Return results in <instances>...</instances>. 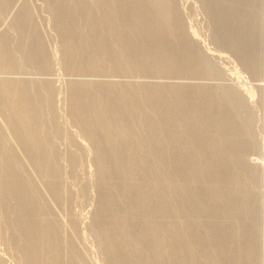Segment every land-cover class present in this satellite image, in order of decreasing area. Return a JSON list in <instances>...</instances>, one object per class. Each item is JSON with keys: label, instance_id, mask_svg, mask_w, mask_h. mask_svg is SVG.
<instances>
[{"label": "rangeland", "instance_id": "obj_1", "mask_svg": "<svg viewBox=\"0 0 264 264\" xmlns=\"http://www.w3.org/2000/svg\"><path fill=\"white\" fill-rule=\"evenodd\" d=\"M24 3L26 4L27 7H25ZM170 3L173 11L177 16L181 28L184 29L186 33H189L192 37V41L194 43L192 44L191 42V50L193 52L195 51L194 53L197 55V58H199L197 59V62L195 64L197 66L200 65L198 66L200 73L194 72L193 74H191L190 72L185 71L186 68H185L184 60L182 58L179 59L180 56L176 57L175 55L171 54L174 53V49L168 46L166 47V50L169 52L168 55H170L169 58L172 62L169 63L168 65L166 63V66L164 67L165 69L160 68V66L163 64L160 61L159 63L156 64L158 68H155V63H156L155 61L157 60H155L156 58L151 57L150 58L151 64L149 65V68L140 69L141 71L138 70L135 71V73L133 70L123 71L122 68H118V67L117 69L109 68L107 60L106 63H104L103 68H100L101 70L99 68L94 70L91 67V64L89 63L92 61L94 62L95 59H99L102 56L104 57L105 50H103L104 48H101L102 51L99 49L96 51H92L93 53L91 52V50L89 51L87 50L88 52L85 51L86 50L84 48L85 38L82 35V31H81L83 26V18L78 11L72 17L73 22L75 24V29L77 28L75 30L76 33L73 34L69 32L68 34H66L64 30L63 32L61 31V27L59 24V17H57L58 11L57 9L54 8L56 6H54L51 3V0H23V1L0 0V38L4 40L5 47L11 53L10 60H12L11 70L2 71L0 69V78L2 79L5 77L6 78L16 77L15 79L18 80L22 79L24 81L23 85H25L26 87L25 86L23 87H25L24 89L28 93L27 95L30 98H32L30 99L31 106L38 111L37 116L39 115L37 117L39 122L37 120V123L34 125V127L37 129L34 128V131H36V135L38 136V138L43 141L41 142L42 145L44 146V151H43L44 153L41 154L40 157L38 158L35 157L34 159L35 163L34 162L32 163L28 158L27 161H23V158L29 157L27 156L28 154H26V156L24 154L22 156V159L21 156H19L20 154L19 151L20 148L22 147L19 144L20 141L13 142V140H11L12 143L11 141H9L8 143V144L11 143V145L15 144L14 146L17 147L19 151L17 152V148L15 149V147L12 145L15 150L13 149L14 152L11 155L12 157L11 156L9 157V161H8L9 166H6L7 171L4 172V170H2V174H3L2 180L5 178L4 173L8 175H10L9 173H11L12 176L15 175L16 177L13 176L14 181H12V183L10 184H6L4 182H1L0 184V264H27V262L24 259L22 250H20L22 249L24 243L26 242V240H24L23 238L25 237V235L23 234L22 230L20 231V233H18L15 227V225L16 226L20 225L21 224L20 222L24 220L23 218H27V216L25 217L22 214L20 215L21 211L18 208L19 204L16 202V199L11 197L8 193L7 194L5 193L7 192L6 191L7 189L16 188L18 186H20L18 188H22L24 191L26 190L25 192L28 193L31 199L29 200L31 205L29 206L30 213L28 215V218L30 220L32 219L33 223L35 222V225L39 224L40 226L39 225L38 226L41 227V231H38L37 233L35 232L37 236L34 233L32 236H30L31 238L29 237L31 243L33 244L36 243L35 246H37V251H40L38 252V258L39 257L40 258L38 259L37 264H53V263L57 264L53 260L54 255L56 256L60 254L63 257L66 253H70V251L73 248L77 249L76 252L77 257L75 255L74 259L77 258L79 259V261L82 260L85 264H122L119 261H121V258L123 257L126 258L125 256L127 255H128L127 257L128 259L134 258V261L136 259V261H139V263L142 260H147L146 264H158L159 262L156 261V259L154 258L156 253L159 251H163L166 256L164 257L165 259L161 261L159 264H164V263L165 264L167 263L169 264H233V263L258 264V261L260 260V258L257 259V256H259L258 251L260 250L261 254L264 256V248L259 247L260 244L259 242L261 243L264 242V234L258 231V229L260 228L255 223H250V220H253L252 218L254 217V215L252 214L253 212L252 208L255 207L257 208L258 206H260V204L256 202L257 195L258 198L260 197L259 190H256V192L253 191V193L252 191L251 192L249 191V186H246L245 183L248 184L249 182L251 183V181L247 173L243 172L245 170L240 168L238 169V167L234 165L235 162L233 163V157H232L233 151L230 150L229 145L226 144L225 142L220 141L221 143L219 148L222 149L221 152H224L226 150L224 152L225 158L223 157V153H222L218 155L219 158L221 157L219 161L216 160V163L213 161V163L221 167L220 168L221 171L224 172L225 173L224 175L228 177L221 180V183L218 182V180L215 178V181L217 183L215 188L214 185L211 186L210 185L211 183L210 184L208 183L209 178L206 177L207 180L204 182V179L203 181H201L202 179L198 178L199 176L197 177L196 174H194V177L192 178L197 177L198 181L200 182L196 181L195 184L196 188L193 189V187L190 186L191 189L188 188L187 193L184 195L182 194L179 188L178 182L179 180H182L184 177L187 178L188 177L187 173L190 174L191 172H189L188 170V172L185 173L186 168L182 169L181 166H179V162L176 161L177 156L179 157V142L177 143L178 144L177 147H172V145L169 144L171 140H169L168 135H166L169 131L171 132V128H173V125H176L175 123H178L179 120L176 119H179V111L177 109L175 110L173 104L171 105V109L168 114L170 115L172 120L170 125L169 124L164 125V123L157 124L156 120H154L153 114L150 115V117L148 116L149 119H147L150 124L149 123L145 124L148 121L146 120V122H144V120H142L143 110L136 105V103L134 102L135 100H133V98L132 100L129 101L128 98L125 100V97H123L125 94L122 93L117 88H115L114 91L112 89L107 90L105 86L102 85L103 81L115 80L114 77L116 76L117 82L132 81L131 83L133 82L135 83L141 81L140 83H144L146 81L145 83L149 84V85L146 84L147 89L156 90L157 92L160 93L161 92L163 93L164 91L163 94H165L166 91L170 92L171 85L174 86L179 85L180 82V84H183V87L179 86L181 88V91H183V93L184 92L186 93L185 96L186 98H190L191 96L196 95L195 88L193 87V85H190V83L209 82L208 85H212L211 91L209 93L210 97L213 98L214 100L216 99L219 100L223 96L221 102H219L220 104L219 108L216 106V109L220 110L222 107L224 109L228 108L232 116L234 117L238 116L241 126L246 127L247 138L244 137V140L247 139L248 140L247 142L251 144V147L253 148L252 154L253 156H255L254 161H256L254 163V165L256 166L255 170L258 175V179L261 181V185H262L261 191L264 190V0H245L244 9L235 8L234 7L235 5H231L228 0H170ZM14 5H17V7L18 6L21 7L15 8ZM11 8L14 9L12 10ZM18 9L20 10L23 9V10L18 11ZM11 10L12 12H10ZM244 10L247 12V14ZM22 12H24L32 22L29 21L31 25L29 24L28 26L27 24L28 18H27L26 24L22 28H19L20 20H15V19L18 18V16H20ZM242 14L247 15L248 17L247 21L246 20L241 21L240 15ZM148 17L146 18L151 19L150 17H152V15L150 16L148 15ZM32 30H34L35 32ZM32 33L34 35H32ZM32 36L34 39L35 37L37 38L39 37L41 40H43L42 42L44 44L45 50H43V53L41 54L43 56L40 55L42 58L41 65L27 62V51L29 48L32 50L35 45V43H33L34 39H32ZM65 40L66 41L72 40L73 43L76 44L78 42L77 43L78 46L80 45L79 47L81 48V50L79 51L80 54H78V57H79V61L81 60L82 57V61H80L82 66H79L81 68V71L79 69L77 70L73 68L71 69L70 66L69 67L65 66L63 60L64 54L61 49V46L65 42ZM23 42L26 43L23 44ZM24 48L27 51L25 50V52H23ZM192 51L191 54L194 57H196V55L192 53ZM160 59L163 61V58L160 57ZM42 63H44V66H42L43 65ZM84 65H86V67ZM170 65L173 67H171ZM180 66L181 68H179ZM167 68H169L170 70ZM204 69H206L207 71L205 79L203 77L205 76ZM40 70H42V74ZM44 70L47 72L46 74L48 75L46 74L43 75L45 73ZM85 72L86 74H84ZM201 72L204 74H201ZM13 73L15 75H13ZM24 73L27 76H25ZM143 73L144 75H142ZM74 74L76 77L75 79H74ZM97 74L100 78H98ZM196 75H198V77ZM207 75L209 79L207 78ZM19 76L22 77L20 78ZM133 77H135V79ZM77 78L81 80L84 78L85 80H92V81L93 80L98 81L100 79L99 81H101V83L100 84L97 83L98 88L93 87L92 91L90 92L91 94H88L87 99L90 98V101L94 104L95 107L97 106V108H99L102 106L101 107L103 109L102 111L108 113L107 114L108 119H106V122L110 126L112 124L111 128L113 129V131L110 134V138L119 137L118 127L121 126V124L122 126H126V128H129V130L127 131H129V138L132 139H130V143L119 142L120 145H118L116 152L111 155L112 158L114 159H112L111 156L108 155L106 156L107 158L106 161V158H104L105 153L104 155L101 153L102 156H100V152H102V150H107L106 148L107 146H105V143L103 142L102 132L95 130L94 137L96 141H94L95 142L94 143L91 140V138L82 131L80 127V123L78 124L76 118L74 117L73 112L69 108V97H70L69 92H71L69 82L72 81L73 79L77 80ZM42 79L48 80L49 93L45 90ZM189 85L191 88L189 87ZM33 88L36 89L34 90ZM237 88L240 89L239 92ZM107 91L110 92L108 98L106 97V94L108 93ZM112 91L114 92V94ZM214 94L215 96H213ZM32 95L34 96V98ZM90 95L92 97H90ZM101 96L103 98H101ZM91 98L93 99V101L91 100ZM96 100L98 102H95ZM118 100L122 102L119 103ZM103 102L107 107L104 105ZM159 103H161V100H159ZM134 105H136L138 108H135L136 106L134 107ZM94 110L96 109L89 108L87 110V114L90 113L89 115L93 116ZM0 111H2V109ZM39 111L40 113L42 112L41 115ZM97 111L99 110L97 109ZM125 112L127 113L124 114ZM138 113H140L139 114L140 116L138 115ZM5 114H6L5 111H3V114L0 116V120H2L0 122L1 125L0 131L2 130L1 132L3 133V134L1 133V136L5 138V139L2 138L3 139L2 142H4V140L6 141L8 137L9 139H12L10 135L11 134L10 128H8L10 127V124L8 122L9 117L7 116V114L6 115ZM89 115L88 117L90 118ZM115 122L117 123L115 124ZM136 123L138 125L139 123L143 125H141L140 127V125L138 126ZM154 125L156 126L155 128ZM145 126L146 127L150 126L152 129L150 127L146 128ZM169 126L171 127L169 128ZM209 130H211L209 131V136L207 134L208 132L207 133L205 132L206 138H212V137L214 138V135H216L217 137L218 134L221 135L222 133V131L219 128L215 127L214 125ZM195 131H200V128L196 127L194 132ZM147 134L148 136H146ZM187 134H191V136H194V133L192 131H188ZM133 137L135 138V140L139 141V143L141 142L140 143L141 147L144 146L146 147V148L145 147L141 148V153L143 152L142 156L137 155V157H141L145 159V160L142 159V161H144L145 166H143V169L141 168L145 173L142 175L143 177L140 178V180L142 181L137 182L139 184L137 186L141 190L145 189L144 190L145 194L144 193L142 194L141 190L139 191V188L135 189L133 187L135 190L133 191V195L130 198L128 196L127 197L124 196L123 194L124 193L123 191L127 188V187L125 188V183L127 179L123 175L124 171L122 168L124 166L130 165L129 163H131L133 160H134L133 163L136 162L138 163V161L135 160L137 158H134L133 155L131 156V153H129L128 151V149H130L129 144H132V142H134ZM217 139L219 138L217 137ZM217 139L215 138L214 140L218 142ZM198 140L199 138H195V141L192 144L194 145L193 150H195V152L193 150H191V153L189 152L192 158L194 156V159H196L195 155L199 150L198 148L199 145H201L200 144L201 141ZM97 141L98 143L100 142L101 144L99 143L98 145V143H96ZM195 142L196 144H194ZM93 144L94 145L97 144L98 145V146L96 145L97 148L93 146ZM222 144L224 146H222ZM97 150L99 153H97ZM15 151L18 153V156L16 155ZM21 151H22L21 153L23 154V150ZM0 153H1V149H0ZM98 154L99 157L104 158L102 160V162H104L103 165L107 163H108L107 165L115 163L119 161V159L122 160L123 158L125 159L124 161H126L128 164L127 165L123 164V167L119 165V168H116L111 172L110 170H108L106 173L104 172V174H102L103 175L102 177V175L100 176L98 174V167H96ZM229 154L231 158L228 159V157H230ZM141 158L139 159L141 160ZM158 158H162V159L159 160ZM231 160L232 163L229 162ZM29 161L31 163H29ZM18 162H21L22 166H19ZM46 164L51 165V167L55 169V171L53 170L54 174L56 173L55 177L51 176L49 173H47V171H45L44 166ZM176 165H178V167ZM233 166L235 169L233 168ZM153 167H157V168H153ZM14 168L16 169L14 170ZM153 169L156 171H154ZM142 170H141V174L143 173ZM237 170L239 172H237ZM16 171L19 172L17 173ZM176 171L178 174L176 173ZM136 172L137 174L139 173L138 175H140L139 167L137 168ZM17 175H19L20 177H17ZM107 177H109L111 181H113V185L109 187V189L111 190H107L108 186L107 187L103 186V183L105 182ZM154 178L157 180L159 179L160 184L158 187L161 190L158 191H160L164 195V196L161 195L163 196L164 199L163 204H168L170 202V204H168L169 206L166 205L165 207L167 211L164 210L165 212L163 211L161 215L157 212L158 203L156 205V203L153 200H151V198L150 200L149 197L147 198L149 193H152L154 190V187H152L155 181ZM245 178L248 180V182L245 180ZM25 179L31 182L32 186L31 184L27 185ZM224 180L226 181L224 182ZM242 180H245L246 182ZM163 182L165 183L164 185ZM206 183L210 185L209 187L210 190L209 189L207 190ZM39 184L42 187L39 186ZM146 184L150 185V187ZM47 186L48 188L50 187L49 189L52 190L48 191ZM244 187L247 188L245 189ZM33 188L36 190H34ZM170 188L172 189V191H170L171 190ZM174 188H176V190ZM42 189L46 192H44ZM229 189L232 190L230 194L232 199L230 198V200L236 203L237 209L239 210V213L237 214L235 220L234 219L233 221L229 220L228 215H226V212H230L231 208H229V210L226 209L225 210L226 212H223L225 206L222 207L221 205L217 206L216 208V210L219 213V215L217 216L208 215L207 213H200V210L198 209V206L200 205L198 204L199 203L202 204V202H204V204L202 205L206 206L209 203L208 201L209 191L217 190V192H219L221 195H224L223 193H226ZM2 190H5V192H3ZM110 192H112L113 194ZM195 192L197 194L200 192L198 194L199 198L197 197L198 198L197 200L190 199L187 196L189 193L193 194ZM109 194H111L114 200L117 201L115 202L113 200V203L115 204H112L114 208L111 206V209H109L111 210V212L106 208V206H104L105 202H101L103 201L102 199H105V197L107 198ZM152 194H150L149 196H152ZM180 195L183 196L179 197ZM144 197L146 198V202L145 201L142 202V200L145 199ZM132 198L134 199V202L132 201ZM51 200L53 201V203H51L52 202ZM194 201L198 203L196 204V206L193 205L195 204ZM145 204L147 205L145 206ZM144 207L146 208V210H143ZM147 208L149 210H153L154 208L155 209L154 211L151 212ZM171 208L174 213L176 211L177 213L174 214L172 211H170ZM181 210L185 211L183 216ZM220 211L223 213H221ZM145 214L148 215L150 214V215L148 216ZM144 218L145 219L148 218V219L145 220ZM112 220L115 221L113 222ZM169 221L172 222L171 223L172 226L167 225L168 223L170 224ZM179 221L183 222V224L185 222H189L184 224L185 227L187 226L188 227L186 234L183 235V237L185 238L184 241H180V242H179V237L177 238V236H175V234L173 233V232L179 233L178 231ZM190 221L193 224H190ZM147 222L149 223V225L147 224ZM150 222L152 227L150 225ZM158 223L160 225L162 224L163 227L162 226L159 227ZM112 224L114 225V228H112L113 226ZM116 224L119 226H117ZM115 225L118 227L117 229ZM103 228L107 229L105 230L106 232H104ZM131 228L133 229V231ZM120 229L123 230V232L127 235L126 237L129 238V241H131L132 244L134 243L133 245L138 247L137 248L138 250L136 249L137 251L136 250H134V252L129 251L130 249L124 250V248H120L119 246L116 245L115 239L118 236ZM146 229L148 230L146 231ZM111 231L114 232L112 233ZM240 231L244 232L245 238L244 237H242V239L240 238L239 235ZM40 232L42 233L39 234ZM48 235H49L48 237L49 239H51L50 237L52 235V239H53L52 244L54 245L49 243L48 245L45 246L44 242H42L43 237ZM156 235H158V237ZM251 235L254 236L257 240L253 239ZM248 236L251 238H248ZM16 237H18V239H16ZM118 239L119 238H117V240ZM135 240L137 241L135 242ZM253 240H255L256 242H254ZM159 241H161L162 243ZM251 243H257L258 249L252 250L250 246ZM39 245L41 246L39 247ZM56 245L57 246L62 245V246L57 247ZM206 249L208 252L206 251ZM63 250L66 251L64 252ZM247 250L248 252L250 251L249 254L251 252H254L256 255L255 258L257 260L254 259L253 261V259L249 257V255L247 254ZM54 251L57 254H55ZM209 252L212 253L210 254ZM47 254H49L50 256H48ZM249 258L251 261L249 260ZM246 260L247 262H245ZM135 262L133 264H135ZM69 264L71 263L69 262Z\"/></svg>", "mask_w": 264, "mask_h": 264}, {"label": "bare ground", "instance_id": "obj_2", "mask_svg": "<svg viewBox=\"0 0 264 264\" xmlns=\"http://www.w3.org/2000/svg\"><path fill=\"white\" fill-rule=\"evenodd\" d=\"M23 1V0H22ZM230 2L231 5H235V8H239V9H244L245 6V0H228ZM17 3V2H16ZM51 3L56 6L54 7L55 9H57V17H59V24L61 27V31L68 34L70 33H76V29H75V24L73 22V15H75V13L78 11L79 14L82 16L83 18V26H82V35L84 36V41H85V45L84 48L86 49L85 51H96V50H101V48H104V54H105V58L102 56L99 59H95V61L90 62L89 64H91V67L95 70V69H100L103 68L104 63H106V60L108 62V67L109 68H122L123 71H128V70H133L134 73L135 71H141L140 69H148L150 63V58L154 57L156 58L155 61V68H158V66L156 65L157 63L162 62L163 64L160 66V68H164L169 63H171L172 61L170 60V55H168V51L166 50V47H172V49H174V53H171L173 55H175L176 57L180 56V58H182L184 60V64H185V71L190 72L191 74L198 73L199 69L198 66L200 65H196L195 63L197 62V55L191 50V42L192 44L194 43L192 41V37L189 33H186L184 31V29L181 28L179 21L177 19V16L175 14V12L173 11L172 7H171V3L170 0H51ZM25 4V3H24ZM19 5V4H18ZM175 5V4H174ZM15 8H20L21 6L14 5ZM25 7L26 4H25ZM12 9V8H11ZM14 9V8H13ZM12 9V10H13ZM12 10L10 12H12ZM23 10V9H21ZM20 9H18V11H21ZM17 11V10H16ZM239 11V10H238ZM245 11V10H244ZM246 12V11H245ZM16 13V12H15ZM22 12V14L20 16H18V18H16L15 20H20V26L19 28H22L25 24H26V19L28 20V26L30 24V18L27 17V15ZM178 13V12H176ZM11 14V13H10ZM9 14V15H10ZM78 14V13H77ZM78 14V15H79ZM247 14V12H246ZM246 14H242L240 15V19L241 21H244L248 19ZM148 15H152V17H150L151 19H147L146 17H148ZM11 16V15H10ZM31 17V16H30ZM149 18V17H148ZM32 20V19H31ZM30 21V22H29ZM76 23V22H75ZM31 25V24H30ZM77 26V25H76ZM33 28V27H32ZM2 29V28H1ZM255 29V28H254ZM34 31V30H32ZM78 31V30H77ZM35 32V31H34ZM33 32V33H34ZM32 33V35H34ZM4 34V33H3ZM80 34V33H79ZM77 34V35H79ZM192 34V33H191ZM6 36V35H5ZM31 36V35H30ZM4 37V36H3ZM82 37V36H81ZM249 37V36H248ZM29 38V37H28ZM32 39L33 36H32ZM73 40V39H72ZM72 40H65V42L62 44L61 49L63 51L64 54V64L66 67H71V69H79L81 71V68L79 66H82L80 61H82V57L81 60L79 61V57L78 54L79 51L81 50V48L78 46V42L75 44L72 42ZM250 40V39H249ZM43 40H41L39 37H35V39L33 40V43H35L34 48L31 50L30 48L28 49V51L24 48L23 52H25V50L27 51V62H31L33 64H39L41 65V55L43 53V50H45L44 48V44L42 42ZM76 42V41H74ZM81 42V41H80ZM26 42H23V44ZM80 44V43H79ZM44 48V49H43ZM151 48V49H150ZM83 51V50H82ZM87 51V52H88ZM102 51V50H101ZM194 53L196 55V57H194L192 54ZM45 52V51H44ZM84 53V52H83ZM93 53V52H92ZM41 55V56H40ZM93 55V54H92ZM117 55V56H116ZM11 53L9 52V50H7V48L5 47V42L3 39L0 38V69L2 71H7V70H11V64H12V60L11 59ZM45 56V55H44ZM80 56V55H79ZM98 56V55H96ZM166 56V57H165ZM15 57V56H14ZM163 58V61L160 59ZM98 58V57H97ZM153 58V59H154ZM46 59V58H45ZM174 59V57H173ZM87 61V60H86ZM90 61V60H89ZM194 61V62H193ZM46 62V61H45ZM85 62V61H83ZM44 66V63H42ZM87 65V64H86ZM86 65H84L86 67ZM14 66V64H13ZM21 66V65H20ZM41 66V67H42ZM171 66V65H170ZM169 66V68H170ZM183 66V64H182ZM168 67V66H167ZM173 67V66H171ZM177 67V66H176ZM13 68V67H12ZM15 68V66H14ZM84 68V67H83ZM151 68V67H150ZM167 68V69H169ZM181 68V66L179 67ZM44 69V68H43ZM70 69V68H69ZM107 69V68H106ZM165 69V68H164ZM15 70V69H14ZM101 70V69H100ZM160 70V69H159ZM170 70V69H169ZM202 70V69H201ZM205 70V76L204 79L206 78V74L207 71ZM21 71V70H20ZM41 74H42V70ZM83 71V70H82ZM117 71V70H116ZM182 71V70H181ZM15 72V71H14ZM44 74L45 75L47 72L44 70ZM109 72V71H108ZM158 72V71H157ZM203 72V71H202ZM201 74H204L202 73ZM5 73V72H4ZM7 73V72H6ZM23 73V72H22ZM77 73V72H76ZM75 73V74H76ZM120 73V72H119ZM138 73V72H137ZM200 73V72H199ZM21 74V73H20ZM40 74V73H39ZM74 74V79L76 78ZM86 74V72L84 73ZM83 74V75H84ZM131 74V73H130ZM13 75H15L13 73ZM25 75V73H24ZM42 75V76H43ZM48 75V74H46ZM107 75V74H106ZM122 75V74H121ZM126 75V74H125ZM138 75V74H137ZM144 75V73L142 74ZM199 75V74H198ZM198 75H196L198 77ZM27 76V75H25ZM98 76V74H97ZM96 76V77H97ZM20 78L22 76H19ZM24 77V76H23ZM29 77V76H28ZM48 77V76H47ZM81 77V76H80ZM86 77V75H85ZM114 77V76H112ZM126 77V76H125ZM159 77V76H158ZM196 77V80H197ZM16 78V77H15ZM15 78H10V77H5V78H0V107L2 109V111H0V116L3 114V111H5V113L7 114V116L9 117V124H10V131H11V138L12 139H6V141L4 140V142H2V137L1 136V131H0V146H1V153H0V184L1 182H4L6 184H10L12 183V181H14V177H16L15 175L12 176L11 173L5 174V178L2 180L3 174H2V170L7 171L6 170V166H9V157L12 155L13 151V146L15 145H11L12 141H20L19 144L22 146L20 148V151L18 150L17 147H15V149L17 148V152L19 151L20 154H22L21 150H23V154L19 156H22L25 154H28L26 158H23V161H27V158L33 163L35 160V157H40L41 154H43L44 152V146L42 145V140H40L38 138V136L36 135V131H34V125L37 123L38 120V111L35 110L32 106H31V102H30V98L27 94V92L25 91V85H23L24 81L15 79ZM43 78V77H42ZM46 78V77H44ZM92 78V77H91ZM98 78H100L98 76ZM97 78V80H98ZM135 79V77H133ZM208 78V75H207ZM72 80L69 82V86H70V97H69V108L71 109V111L74 114V117L76 118L78 124L80 123V127L82 129V131L91 138V140L94 142L95 137V130L96 131H100L103 134V142L105 143V146H107V150H102V152H100V156L101 153L105 156L104 158H106V156L108 155H112L116 152V149L118 147L119 142H125V143H130V139L129 138V128H126V126H119L118 127V138H110V134L113 131V129L111 128V126L109 124H107L106 119L107 118V114L106 112L102 111L103 109L101 107V109L97 108V106L95 107L94 104L90 101V98L87 99L88 94H91L90 92L92 91V88H96L98 84L101 83V81H92V80H84L82 79H78L77 80ZM109 79V78H108ZM114 79L116 80V76L114 77ZM118 79V76H117ZM209 79V78H208ZM96 80V79H95ZM105 80L103 81V84L105 86V88L107 90H113L115 88H117L118 90H120L122 93H124L125 95L123 97H125V100L128 98L129 100H135L134 102L136 103L137 106H139L142 110H143V116H142V120H144V122H146L147 119H149L150 115H154V120H156L157 124H162L164 123V125H170L172 120L169 114L170 109H171V105L173 104V107L175 108V110L177 109L179 111V120L178 123H175L176 125H173V128H171V132L169 131L166 135H168V139L171 140V142L169 144L172 145V147H177V143L179 142V157L177 156V162H179V166H181V168L185 169V173L191 172L190 174L187 173L188 177H184L182 180H179V188L182 192V194H186L188 188L191 189L190 186L193 187V189L196 188L195 184L196 181H198V178H201L204 182L207 180V178H209V184L212 186L214 185L216 188V181L215 178L218 180V182L221 183V180L227 178L228 176L224 175L225 173L221 171V167L217 166L216 160L219 161V156L220 154L223 153V157H224V152L226 151L224 148V152H221V148L220 147V141L225 142L226 144L229 145L230 150H232L233 152V163L234 165H236L238 167V169H243L246 172L251 183L249 182L248 184H246V186H249V191L253 193V191L256 192V190H259V194L260 197L258 198L257 195V199L256 202L258 204H260V206H258L257 208H252L253 212L252 214L254 215V217L252 218L253 220H250V223H255L260 229H258L259 232L264 234V190L261 191V181L258 179V175L256 173V166L254 165V163L256 161H254V157L252 154V150L253 148L251 147V144H249L246 140H244V137L247 138V133H246V127L241 126L240 121L238 116H232L230 110H228V108L224 109L223 107L219 110L216 109V106L219 108V102H221L223 96L219 99V100H214L213 98L210 97V91H211V86L212 85H208L209 82H192L190 83V85H193V87L195 88L196 91V95L191 96L190 98H186V93L184 94L183 91H181V87H183V84L179 85H171L170 86V92L163 93L161 94L160 92H157L156 90H149L147 89V83H140V82H120L117 80ZM146 80V79H145ZM43 84H44V88L45 90L48 92L49 90V85H48V80H43ZM148 81V80H147ZM180 81V79H179ZM203 81V80H201ZM210 81V80H209ZM29 82V81H28ZM169 82V81H168ZM149 83V82H148ZM183 83V82H182ZM26 84V83H25ZM147 84V85H146ZM152 84V83H151ZM174 84V83H173ZM27 85V84H26ZM30 85V84H29ZM169 85V84H168ZM167 85V86H168ZM189 85V87H190ZM25 86V87H23ZM151 86V85H150ZM33 87V86H32ZM152 87V86H151ZM160 87V86H158ZM216 87V86H215ZM98 88V87H97ZM176 90H174V89ZM191 88V87H190ZM217 88V87H216ZM214 88V89H216ZM31 89V88H30ZM34 89V88H33ZM36 89V88H35ZM34 89V90H35ZM156 89V88H155ZM173 89V90H172ZM183 89V88H182ZM29 90V89H27ZM32 90V89H31ZM100 90V89H99ZM97 90V91H99ZM238 92L240 91L239 88H237ZM112 91V92H113ZM169 91V90H168ZM226 91V90H225ZM108 92V91H107ZM224 92V91H223ZM31 93V92H30ZM49 93V92H48ZM104 93V92H103ZM120 93V92H118ZM213 93V92H211ZM33 94V93H32ZM105 94V93H104ZM110 94V92H108L106 94V97L108 98V95ZM114 94V92H113ZM36 95V94H35ZM98 95V94H96ZM122 95V94H121ZM120 95V96H121ZM224 95V93H223ZM33 96V95H32ZM31 96V97H32ZM163 96V97H162ZM212 96V95H211ZM215 96V94L213 95ZM219 96V95H218ZM90 97H92L90 95ZM122 97V98H123ZM163 99H162V98ZM188 97V96H187ZM34 98V96H33ZM101 98H103L101 96ZM96 99V98H95ZM99 99V98H98ZM190 101H188V100ZM36 100V99H35ZM91 100L93 101V99L91 98ZM100 100V99H99ZM103 100V99H102ZM101 100V102H102ZM159 100H161V103H159ZM119 103L122 102L120 100H118ZM218 101V102H217ZM35 102V101H34ZM95 102H98L97 100ZM126 102V101H125ZM124 102V103H125ZM104 103V102H103ZM118 103V102H117ZM164 103V105H163ZM66 104V102H65ZM100 104V102H99ZM123 104V103H122ZM126 104V103H125ZM33 105V102H32ZM46 105V104H45ZM98 105V104H97ZM105 105V103H104ZM117 105V104H116ZM128 105V104H127ZM134 105V107L136 106ZM106 106V105H105ZM112 106V105H110ZM131 106V105H130ZM129 106V107H130ZM135 108H138V107ZM223 106V105H222ZM95 107V108H94ZM107 107V106H106ZM127 107V106H126ZM165 107V108H164ZM96 109L93 112V116L87 114V110L88 109ZM104 108V107H103ZM109 108V107H108ZM112 108V107H111ZM0 109V110H1ZM97 109L100 111H97ZM107 109V108H106ZM129 109V108H128ZM140 109V110H141ZM40 110V109H39ZM119 110V109H118ZM134 110V109H133ZM138 110V109H135ZM106 111V110H105ZM109 111V110H108ZM177 111V112H178ZM122 112V111H121ZM120 112V113H121ZM176 112V111H175ZM40 113V111H39ZM42 113V112H41ZM40 113V115H41ZM114 113V112H113ZM127 112H125L124 114H126ZM233 113V112H232ZM5 114V115H6ZM140 113H138L139 115ZM88 115L90 116V118L88 117ZM114 115V114H111ZM175 115V114H174ZM123 116V115H122ZM129 116V115H128ZM140 116V115H139ZM149 116V117H148ZM114 117V116H112ZM130 117V116H129ZM41 118V117H40ZM178 118V117H176ZM131 120V119H130ZM153 120V121H154ZM174 120V119H173ZM2 120H0L1 122ZM41 121V120H40ZM110 121V120H109ZM134 121V119H133ZM136 121V120H135ZM148 121V120H147ZM151 121V119H150ZM39 122V120H38ZM239 122V123H238ZM117 122H115L116 124ZM133 123V122H132ZM138 123V122H137ZM136 123V124H137ZM149 123L146 122L145 124ZM8 124V126H9ZM119 124V123H118ZM135 124V125H136ZM150 124V123H149ZM6 125V124H5ZM138 125V124H137ZM141 125L143 124H140ZM138 125V126H139ZM212 125V126H211ZM213 125L217 128H219L222 133L221 135L218 134L217 137L219 139H217L216 135H214V138H206L205 135L206 133L209 136V129H211L213 127ZM39 126V125H38ZM147 126V125H146ZM145 126V127H146ZM152 126V125H151ZM158 126V125H157ZM172 126V125H171ZM169 126V128L171 127ZM132 127V126H131ZM150 127V126H149ZM146 127V128H149ZM156 126L154 125V128ZM160 127V126H159ZM165 127V126H164ZM196 127L200 128V131H195ZM1 128V125H0ZM151 128V127H150ZM163 128V126H162ZM160 128V129H162ZM37 129V128H35ZM142 129V128H141ZM140 129V131H141ZM152 129V128H151ZM157 129V128H156ZM165 129V128H164ZM146 130V129H145ZM150 130V129H149ZM148 130V131H149ZM167 130V129H166ZM7 131V129H6ZM188 131H192L194 133V136H191V134H187ZM135 132V131H134ZM206 132V133H205ZM7 133V132H6ZM190 133V132H189ZM3 134V133H2ZM5 134V133H4ZM137 134V132H136ZM204 134V136H203ZM217 134V133H216ZM6 135V134H5ZM8 135V134H7ZM135 135V134H134ZM140 135V134H138ZM151 135V134H150ZM213 135V134H211ZM4 136V135H3ZM113 136V135H112ZM133 136V135H132ZM136 136V135H135ZM148 136V134L146 135ZM6 137V136H5ZM144 137V136H143ZM154 137V136H153ZM151 137V138H153ZM167 137V136H166ZM44 138V137H43ZM140 138V137H138ZM142 138V137H141ZM150 138V139H151ZM195 138H199V140L201 141V145H199V150L197 151L196 155L194 153V155L196 156V159H194V156L192 158V156H190L191 150L194 149V145L193 142L195 141ZM217 139L218 142L214 139ZM221 138V140H220ZM5 139V138H4ZM134 142H132V144H129L130 149H128L129 153H131V156L133 155L136 161H138V163H133V161L131 163H129L130 165H127L128 163L126 161H124L125 159L123 158L122 160L119 159V161L112 163V164H105L103 165L104 162H102V160L104 159L103 157H99L98 154V158H97V166L98 167V174L101 176L102 174H104V172L106 173L108 170L113 171L116 168H119V165L121 167H123V164H126L127 166H124L122 169L124 171V176L126 177L127 181L125 183V190L123 191L124 196H128V197H132L133 195V191L135 189H138L139 187L137 185H139L137 182H141L142 180H140L141 177H143L142 175L145 173L142 169L144 165V161H142L143 158L141 157H137V155L142 156L141 153V142L139 143V141L135 140V138L133 137ZM148 139V138H147ZM153 140V139H152ZM157 140V139H156ZM165 140V138H164ZM179 140V141H178ZM198 140V141H199ZM9 141H11L10 144ZM42 141V142H41ZM197 141V140H196ZM46 142V141H45ZM44 142V144H45ZM92 142V143H93ZM146 142V141H145ZM148 142V140H147ZM95 143V142H94ZM98 143V141L96 142ZM100 143V142H99ZM98 143V145H99ZM156 143V142H155ZM168 143V142H167ZM224 143V144H225ZM101 144V143H100ZM124 144V143H123ZM145 144V143H144ZM143 144V145H144ZM196 144V142L194 143ZM97 145V144H96ZM96 145L93 144V146L96 147ZM97 145V146H98ZM157 145V144H156ZM193 146V147H192ZM222 146H224L222 144ZM123 147V146H122ZM226 147V146H225ZM97 148V147H96ZM99 148V147H98ZM101 148V147H100ZM146 148V147H145ZM151 148V147H150ZM160 148V147H159ZM192 148V149H191ZM228 148V149H229ZM252 148V149H251ZM14 149V150H15ZM127 149V147H126ZM152 149V148H151ZM119 150V149H118ZM144 150V149H143ZM157 150V149H156ZM49 151V148H48ZM146 151V150H145ZM144 151V152H145ZM195 152V150H193ZM16 153V155L18 156V153ZM25 152V153H24ZM190 152V153H189ZM14 153V154H15ZM97 153L98 150H97ZM128 153V152H127ZM173 153V152H171ZM193 154V153H192ZM228 154V153H227ZM226 154V155H227ZM144 155V154H143ZM178 155V154H176ZM215 155V156H214ZM24 156V157H25ZM115 156V155H114ZM119 156V155H118ZM145 156V155H144ZM148 156V155H147ZM230 156V154H229ZM12 157V156H11ZM16 157V156H15ZM50 157V156H49ZM117 157V156H116ZM169 157V156H168ZM173 157V156H172ZM217 157V158H216ZM228 157V156H227ZM31 158V159H30ZM112 158V156H111ZM141 158V160L139 159ZM150 158V157H149ZM225 158V157H224ZM231 158L228 157V159ZM235 158V159H234ZM114 159V158H112ZM111 159V160H112ZM159 160H161L162 158H158ZM175 159V158H173ZM227 159V158H226ZM45 160V159H44ZM129 160V159H128ZM127 160V161H128ZM145 160V159H143ZM166 160V159H165ZM29 161V163H31ZM53 161V160H52ZM107 161V158H106ZM131 161V160H130ZM213 161L215 163H213ZM16 162V161H15ZM175 162V161H174ZM222 162V161H220ZM226 162V161H225ZM230 163H232V160L229 161ZM19 166L21 165V162H18ZM35 163V162H34ZM160 163V162H159ZM219 163V162H218ZM146 164V163H145ZM165 164V163H164ZM163 164V165H164ZM176 164V163H175ZM257 164V163H256ZM2 165V167H1ZM173 165V164H172ZM26 166V165H25ZM147 166V165H146ZM160 166V165H159ZM157 166V167H159ZM178 167V165H176ZM175 166V167H176ZM15 167V165H14ZM27 167V166H26ZM45 171H47V173H49L51 176L55 177L56 173L54 174L53 170L55 171V169H53L51 167V165L46 164L45 166ZM120 167V168H121ZM127 167V170H126ZM140 168V175L137 174L136 170L137 168ZM150 167V166H148ZM157 167H153V168H157ZM176 167V168H177ZM12 168V167H11ZM142 168V169H141ZM234 168V166H233ZM9 169V168H8ZM16 168H14L15 170ZM107 169V170H106ZM146 169V168H145ZM144 169V170H145ZM149 169V168H148ZM147 169V170H148ZM235 169V168H234ZM21 170V169H20ZM97 170V169H96ZM141 170H142V174H141ZM154 170V169H153ZM161 170V169H158ZM22 171V170H21ZM150 171V170H149ZM156 171V170H154ZM172 171V170H171ZM10 172V171H9ZM15 172V171H14ZM17 172V171H16ZM19 172V171H18ZM17 172V173H18ZM103 172V173H102ZM158 172V171H157ZM163 172V171H162ZM183 172V171H182ZM237 172H239L237 170ZM7 173V172H6ZM109 173V172H108ZM116 173V172H115ZM173 173V172H172ZM177 173V171H176ZM244 173V174H246ZM121 174V173H119ZM160 174V173H159ZM171 174V172H170ZM178 174V173H177ZM183 174V173H182ZM194 174H196L197 177H194ZM233 174V173H232ZM21 175V174H20ZM26 175V174H25ZM48 175V174H47ZM151 175V173H150ZM121 176V175H120ZM123 176V177H124ZM158 176V175H157ZM261 176V173H260ZM17 177H20L19 175H17ZM103 177V175H102ZM101 177V178H102ZM152 177V176H151ZM162 177V176H161ZM233 177V176H232ZM241 177V176H240ZM100 178V177H99ZM105 179V178H104ZM155 179V178H154ZM165 179V178H164ZM239 179V178H238ZM241 179V178H240ZM263 179V178H262ZM2 180V181H1ZM103 180V179H102ZM227 180V179H226ZM224 180V182L226 181ZM245 180L248 182V180L245 178ZM245 180H242L244 182H246ZM147 181V180H146ZM152 181V180H151ZM171 181V180H170ZM241 181V182H242ZM25 182L27 185L31 184V182L27 181V179H25ZM200 182V181H198ZM197 182V183H198ZM239 182V181H238ZM36 183V182H35ZM103 183V182H102ZM143 183V182H142ZM141 183V184H142ZM170 183V182H169ZM168 183V184H169ZM203 183V182H202ZM201 183V184H202ZM25 184V183H24ZM38 184V183H37ZM159 179H155L154 184L152 185V187H154L153 190V194L152 196H147V198L149 197V200L151 198V200H153L156 205L158 203V208H157V212L161 215V213L166 210L165 207L166 205L170 204V202L168 204H163L164 199H163V194L158 191L161 190L158 186H159ZM165 183L163 182V185ZM175 184V183H174ZM205 184V183H204ZM228 184V183H227ZM102 185V184H101ZM113 185V181H111V179L109 177L106 178L105 182L103 183V186L107 187V190H111L109 189V187H111ZM148 185V184H146ZM210 185H208L206 183V187L207 190H210ZM15 186V185H13ZM18 186V185H17ZM32 186V184H31ZM39 186H41L39 184ZM38 186V187H39ZM101 186V187H103ZM137 186V187H136ZM150 187V185H148ZM162 186V185H161ZM171 186V185H170ZM174 186V185H173ZM202 186V185H201ZM241 186V185H240ZM20 187V186H18ZM12 188V189H7L5 192V190H2L3 192H5L6 194L8 193L11 197L16 199V202L19 204L18 208L20 209V215H24L25 217L27 216V218H23L24 220L22 222H20L21 224L16 226V230L18 231V233H20V231H23V234L25 235V237L21 236L24 238V240H26V242L24 243L22 249V253L24 256L25 261L27 262V264H37L38 262V252L37 251V246H35V244L30 242V236H32L35 232L37 233L38 231H41V227H39L38 225H35V222L33 223L32 219L30 220L28 218L29 215V206L31 205V203L29 202L30 197L28 195L27 192H25L22 188ZM35 187V186H34ZM37 187V186H36ZM42 187V186H41ZM40 187V188H41ZM135 189H134V188ZM166 187V186H165ZM177 187V184H176ZM205 187V186H204ZM6 188V187H5ZM25 188V187H23ZM48 188V186H47ZM50 188V187H49ZM48 191L52 190L49 189ZM56 188V187H55ZM142 188V187H141ZM145 188V187H144ZM163 188V187H162ZM172 188V187H171ZM170 188V189H171ZM226 188V187H225ZM245 189L247 187H244ZM34 189V188H33ZM32 189V190H33ZM44 189V187H43ZM42 189V190H43ZM121 189V188H120ZM169 189V188H168ZM176 190V188H174ZM36 190V189H34ZM41 190V189H40ZM122 190V189H121ZM141 189L139 188V191ZM145 190V189H144ZM144 190L142 189L141 192L142 194L144 192ZM179 190V191H180ZM1 191V192H2ZM44 191V190H43ZM42 191V192H43ZM149 191V188H148ZM172 191V189L170 190ZM200 191V189H199ZM227 191V190H226ZM231 189H229L226 193H223L224 195H221L219 192H217V190L214 191H209L208 193V201L209 203L205 206H203L202 204H204V202L201 203H196L193 204L196 206V204L200 205L198 206V209L200 210V213H207L208 215H214L217 216L219 215L218 211L216 210L217 206L221 205L222 207H224V211L229 208H231L230 212H226V215H228V219L233 221V219L235 220L237 217V214L239 213V210L237 209L236 203H234L232 200H230L231 196ZM46 192V191H44ZM163 192V191H162ZM165 192V191H164ZM178 192V191H177ZM192 192V191H191ZM208 192V191H207ZM225 192V191H224ZM36 193V192H35ZM39 193V192H37ZM106 193V192H105ZM112 193V192H110ZM196 193V192H195ZM193 193V194H188L187 196L190 199H194L197 200L199 198L198 194L200 193ZM203 193V192H202ZM258 193V191H257ZM32 194V193H31ZM113 194V193H112ZM136 194V193H134ZM166 194V193H165ZM175 194V193H174ZM195 194V195H194ZM206 194V193H205ZM5 195V194H4ZM115 195V194H114ZM163 195V196H161ZM203 195V194H200ZM48 196V195H47ZM106 196V195H105ZM145 196V195H144ZM168 196V193H167ZM176 196V195H175ZM183 196V195H182ZM181 195L179 197H182ZM205 196V195H204ZM33 197V196H32ZM116 197V196H115ZM136 197V196H135ZM166 197V196H165ZM198 197V198H197ZM117 198V197H116ZM145 198V197H144ZM196 198V199H195ZM206 198V197H205ZM180 199V198H179ZM184 199V197H183ZM232 199V198H231ZM103 201L101 202H105L106 208L109 210L111 209V206L113 207L112 204L114 198L112 197L111 194H109L107 196V198L105 197V199H102ZM138 200V199H137ZM169 200V199H168ZM171 200V199H170ZM182 200V199H181ZM255 200V199H254ZM52 201V200H51ZM115 201V200H114ZM132 201L134 202V199L132 198ZM145 201L146 202V198L142 200V202ZM117 202V201H115ZM166 202V201H165ZM180 202V201H179ZM193 202V203H194ZM255 202V201H254ZM44 203V202H43ZM46 203V202H45ZM53 203V201L51 202ZM139 203V202H138ZM137 203V204H138ZM152 203V202H151ZM189 203V202H188ZM42 204V203H41ZM103 204V203H102ZM144 204V203H143ZM142 204V205H143ZM178 204V203H177ZM43 205V204H42ZM51 205V204H50ZM134 205V204H133ZM139 205V204H138ZM147 204H145L146 206ZM183 205V204H182ZM187 205V204H185ZM253 205V204H252ZM41 206V205H40ZM117 206V205H116ZM152 206V204H151ZM150 206V207H151ZM169 206V205H168ZM172 206V205H170ZM44 207V206H43ZM118 207V206H117ZM156 207V206H155ZM114 208V207H113ZM139 208V207H138ZM193 208V207H192ZM197 208V207H196ZM195 208V209H196ZM41 209V208H40ZM131 209V208H130ZM148 209V208H147ZM152 209V208H150ZM155 209V208H154ZM153 210H149V211H154ZM33 210V209H31ZM30 210V211H31ZM143 210H146V208L144 207ZM147 210V211H148ZM170 210V209H168ZM111 212V210H109ZM134 211V210H133ZM167 211V210H166ZM172 211V208L171 210ZM176 211V210H175ZM182 211V216L184 215L183 210ZM192 211V210H191ZM17 212V211H16ZM103 212V211H102ZM114 212V211H113ZM121 212V211H120ZM123 212V211H122ZM128 212V211H127ZM131 212V211H130ZM146 212V211H145ZM150 212V213H151ZM165 212V211H164ZM169 212V211H168ZM166 212V213H168ZM173 212V211H172ZM221 212V211H220ZM221 212V213H223ZM19 213V211H18ZM108 213V212H106ZM135 213V212H134ZM156 213V212H155ZM174 213V212H173ZM177 213V211L175 212ZM174 213V214H175ZM187 213V212H186ZM105 214V213H104ZM113 214V213H112ZM136 214V213H135ZM141 214V213H140ZM143 214V211H142ZM181 214V213H180ZM195 214V213H194ZM114 215V214H113ZM124 215V214H122ZM128 215V214H127ZM148 215V214H145ZM144 215V216H145ZM150 215V214H149ZM148 215V216H149ZM154 215V214H152ZM157 215V214H156ZM166 215V214H165ZM186 215V214H185ZM191 215V214H190ZM142 216V215H141ZM143 216V217H144ZM147 216V217H148ZM168 216V215H167ZM173 216V215H172ZM188 216V215H187ZM201 216V215H200ZM47 217V216H46ZM142 217V218H143ZM165 217V216H164ZM177 217V216H176ZM195 217V216H194ZM22 218V217H21ZM113 218V217H112ZM149 218V217H148ZM146 218V219H148ZM153 218V216H152ZM157 218V217H156ZM170 218V216H169ZM53 219V218H52ZM51 219V220H52ZM145 219V218H144ZM145 219V220H146ZM168 219V218H167ZM187 219V218H186ZM185 219V220H186ZM46 220V219H45ZM54 220V219H53ZM64 220V219H63ZM153 220V219H152ZM163 220V219H162ZM173 220V219H172ZM18 221V220H17ZM41 221V220H40ZM113 221V220H112ZM115 221V220H114ZM113 221V222H114ZM151 221V220H149ZM167 221V220H166ZM16 222V221H15ZM42 222V221H41ZM119 222V221H118ZM170 224L166 223L169 226L171 225V221H169ZM177 222V221H176ZM185 222V221H184ZM18 223V222H17ZM185 223H189V222H185ZM184 223V224H185ZM201 223V222H200ZM115 224V223H114ZM147 224L149 225V223L147 222ZM155 224V223H154ZM157 224V223H156ZM159 224V223H158ZM174 224V223H173ZM183 224V222L179 221V233H175V236H177V238L179 237V242L180 241H184V237L183 235L186 234L187 231V227H185V225ZM190 224L191 223L190 221ZM259 224V225H258ZM113 225V224H112ZM117 225V224H116ZM115 225V226H116ZM123 225V224H122ZM151 225V222H150ZM196 225V224H195ZM199 225V224H197ZM55 226V225H54ZM111 226V225H110ZM119 226V225H117ZM116 226V229L118 228ZM159 227L162 226V224L158 225ZM168 226V227H169ZM51 227V226H50ZM124 227V226H123ZM152 227V225H151ZM163 227V226H162ZM177 227V226H176ZM47 228V227H46ZM53 228V227H52ZM106 228V227H104ZM103 228V229H104ZM112 228H114V225L112 226ZM145 228V227H144ZM50 229V228H49ZM48 229V230H49ZM65 229V228H64ZM102 229V230H103ZM132 229V228H131ZM178 229V228H176ZM210 229V228H209ZM43 230V229H42ZM104 229V232H106ZM109 230V229H108ZM119 230V229H118ZM139 230V229H138ZM148 229H146L147 231ZM162 230V229H161ZM171 230V229H170ZM211 230V229H210ZM44 231V230H43ZM46 231V230H45ZM55 231V229H54ZM71 231V230H70ZM133 231V229H132ZM157 231V230H156ZM159 231V230H158ZM177 231V230H176ZM243 231V230H241ZM240 231V238L242 239V237H244V232ZM248 231V230H247ZM48 232V231H47ZM51 232V231H50ZM73 232V231H72ZM103 232V233H104ZM112 232V231H111ZM114 232V231H113ZM112 232V233H113ZM119 232V231H118ZM164 232V230H163ZM171 232V231H170ZM246 232V231H245ZM26 233V234H25ZM35 233V235L37 236V234ZM42 232H40L39 234H41ZM71 233V232H70ZM134 233V232H133ZM140 233V232H139ZM106 234V233H105ZM128 234V233H127ZM135 234V233H134ZM138 234V233H137ZM144 234V233H143ZM148 234V233H147ZM179 234V235H178ZM189 234V233H188ZM259 234V233H258ZM129 235V234H128ZM140 235V234H139ZM151 235V234H149ZM155 235V234H154ZM170 235V234H169ZM35 236V237H36ZM55 236V235H53ZM119 236V237H118ZM118 236L116 237V245L119 246L120 248H124V250L126 249H130L129 251H133L136 250L138 247H136L135 245L132 244L131 241H129V238L126 237L127 235L123 232V230L120 229V232L118 234ZM136 236V235H135ZM153 236V234H152ZM158 237V235H156ZM163 236V235H162ZM171 236V235H170ZM252 236V235H251ZM260 236V235H259ZM20 237V236H19ZM30 237V238H29ZM34 237V236H33ZM46 237V238H45ZM48 236H44L42 242H44V245H48L49 243L52 244V235H51V239L48 238ZM115 237V236H114ZM223 237V236H222ZM253 239H256L254 236H252ZM257 237V236H256ZM64 238V237H63ZM117 238H119L117 240ZM131 238V236H130ZM135 238V237H134ZM161 238V237H160ZM170 238V237H169ZM176 238V239H177ZM189 238V237H188ZM245 238V237H244ZM248 238H251L248 236ZM15 239V238H14ZM16 239H18V237H16ZM107 239V238H106ZM110 239V238H109ZM140 239V238H139ZM200 239V238H199ZM23 240V241H24ZM40 240V239H39ZM64 240V239H63ZM68 240V239H67ZM108 240V239H107ZM157 240V239H156ZM160 240V239H159ZM165 240V239H162ZM175 240V239H174ZM217 240V239H216ZM257 240V239H256ZM21 241V240H20ZM137 240H135L136 242ZM153 241V240H152ZM212 241V240H211ZM219 241V240H218ZM254 242H256L255 240H253ZM261 241V240H260ZM41 242V243H42ZM55 242V241H54ZM73 242V241H72ZM161 242V241H159ZM172 242V241H171ZM186 242V241H185ZM221 242V241H220ZM259 242V241H258ZM57 243V242H56ZM55 243V244H56ZM158 243V242H157ZM162 243V242H161ZM189 243V242H188ZM219 243V242H217ZM223 243V242H222ZM259 247L264 248V242L261 243L259 242ZM110 244V243H109ZM183 244V243H182ZM187 244V243H186ZM185 244V246H186ZM191 244V243H190ZM20 245V244H18ZM17 245V246H18ZM38 245V244H37ZM54 245V244H52ZM162 245V244H161ZM178 245V244H177ZM221 245V244H220ZM242 245V244H241ZM41 245H39L40 247ZM44 246V247H45ZM57 246V245H56ZM60 246V245H58ZM57 246V247H58ZM62 246V245H61ZM60 246V247H61ZM71 246V245H69ZM152 246V245H150ZM160 246V245H159ZM251 249L252 250H257L258 249V245L257 243H251ZM20 247V246H19ZM109 247V246H107ZM131 247V248H130ZM163 247V246H162ZM168 247V246H167ZM191 247V246H190ZM189 247V248H190ZM245 247V246H244ZM48 248V247H47ZM63 248V247H62ZM119 248V249H120ZM230 248V247H229ZM52 249V247H51ZM55 249V248H54ZM114 249V248H113ZM170 249V248H169ZM185 249V248H184ZM216 249V248H215ZM234 249V248H232ZM249 249V250H251ZM260 249V248H259ZM44 250V249H42ZM138 250V249H137ZM136 250V251H137ZM180 250V249H179ZM237 250V249H236ZM52 251V250H50ZM57 251V250H56ZM64 252L66 250H63ZM123 251V250H122ZM135 251V252H136ZM191 251V250H190ZM207 251V249H206ZM233 251V250H232ZM55 252V251H54ZM53 252V253H54ZM77 249L73 248L70 253H66L63 257L62 255H54L53 260L54 262H56L57 264H69V262L71 264H85L82 260L79 261V259H74L75 255L77 257ZM109 252V251H108ZM152 252V251H149ZM193 252V251H192ZM208 252V251H207ZM213 252V251H212ZM212 252H209L210 254ZM250 252V251H249ZM248 250H247V254L249 255V257H251L254 261L255 258V253L251 252L249 254ZM259 252V256H257V259L260 258V260L258 261V264L260 262V264H264V256L261 254L260 250ZM51 253V252H50ZM131 253V252H130ZM181 253V252H180ZM196 253V252H194ZM218 253V252H217ZM244 253V252H242ZM263 253V252H262ZM42 254V253H41ZM46 254V253H45ZM55 254H57L55 252ZM79 254V252H78ZM129 254V253H128ZM150 254V253H149ZM191 254V253H190ZM226 254V253H225ZM48 256H50L49 254H47ZM52 255V254H51ZM113 255V254H112ZM125 255V254H124ZM144 255V254H143ZM148 255V254H147ZM188 255V254H186ZM220 255V254H219ZM44 256V255H43ZM133 256V255H132ZM136 256V255H135ZM254 256V257H253ZM126 258H121V261H119L122 264H133L134 258L132 259H128V255L125 256ZM134 257V256H133ZM139 257V256H138ZM166 257L165 253L163 251H159L156 253L155 258L156 261H158L159 263L161 261H163ZM168 257V256H167ZM192 257V256H191ZM44 258V257H43ZM50 258V257H49ZM173 258V257H172ZM183 258V257H182ZM248 258V257H247ZM48 259V258H47ZM181 259V258H180ZM205 259V258H204ZM214 259V258H213ZM212 259V260H213ZM216 259V258H215ZM225 259V258H224ZM256 259V260H257ZM45 260V259H44ZM43 260V261H44ZM133 260V262H132ZM170 260V259H169ZM179 260V258H178ZM182 260V259H181ZM235 260V259H234ZM250 260V258H249ZM47 261V260H46ZM155 261V260H154ZM184 261V260H183ZM214 261V260H213ZM217 261V260H216ZM230 261V260H229ZM241 261V260H240ZM243 261V260H242ZM251 261V260H250ZM51 262V261H50ZM147 260H142L140 261H136L135 264H146ZM157 262V263H158ZM170 262V261H169ZM177 262V261H176ZM219 262V260H218ZM247 262V260L245 261ZM249 262V261H248ZM158 263V264H159ZM188 263V262H187ZM214 263V262H213ZM224 263V262H223ZM54 264V263H53ZM165 264V263H164ZM169 264V263H167ZM234 264V263H233Z\"/></svg>", "mask_w": 264, "mask_h": 264}]
</instances>
